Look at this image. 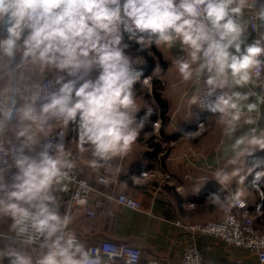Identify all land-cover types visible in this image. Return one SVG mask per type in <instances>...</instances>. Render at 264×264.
I'll return each mask as SVG.
<instances>
[{
	"label": "clouds",
	"instance_id": "clouds-1",
	"mask_svg": "<svg viewBox=\"0 0 264 264\" xmlns=\"http://www.w3.org/2000/svg\"><path fill=\"white\" fill-rule=\"evenodd\" d=\"M257 4L0 0V227L9 230L0 233L7 241L0 264H138L136 250L87 246L70 229L72 217L61 212L58 195L75 180L76 162L64 131L69 125L94 170L111 169L112 161L126 157L143 128L134 89L142 72L133 67L141 58L126 54L132 43L141 50L179 45L182 55L174 65L182 80L195 86L190 106L215 114L231 140L222 166L211 172L220 192L208 199L222 208L244 207L249 188L264 185V170L255 171L264 160L250 166L246 161L256 149L264 150V128L256 127L253 115L264 104V95L253 90L264 86V31L247 42L250 29H264V5ZM254 8L259 24L250 26L245 14ZM242 123L251 127L236 135ZM57 126L62 130L53 134ZM87 191L80 181L74 199L85 203L81 192Z\"/></svg>",
	"mask_w": 264,
	"mask_h": 264
},
{
	"label": "crops",
	"instance_id": "crops-1",
	"mask_svg": "<svg viewBox=\"0 0 264 264\" xmlns=\"http://www.w3.org/2000/svg\"><path fill=\"white\" fill-rule=\"evenodd\" d=\"M248 13L245 18L249 21ZM259 31L264 29L256 32L250 29L247 42L256 39ZM144 50V54H137L134 48L126 49V54L134 60L141 58L133 67L142 72L134 89L138 103L142 102L137 120H144V125L131 152L112 161L111 169L94 170L89 165L90 154L79 151L74 125L66 130V148L77 154L80 173L103 192L93 195V201L100 199L103 203L96 215L89 217L81 210L75 211L71 227L86 244L109 238L134 245L141 250L143 261L157 258L162 264H180L185 247L192 242L203 250L207 264H258L255 252L191 230L195 223L218 220L225 214L226 207L208 198L220 192L221 186L211 172L222 166L218 164L224 162L225 148L231 140L224 135L215 114L198 105L190 106L195 86L192 82H184L174 65V60L182 55L179 45L171 49L152 45ZM253 90L259 94L257 86H253ZM155 92L160 94L162 102ZM253 115L258 120L256 127L264 128V104ZM249 127L242 123L236 135ZM155 143L160 145L157 152ZM261 157L264 160V150L256 149L246 161L250 166ZM262 170L264 165L255 169ZM255 171L245 180L246 186H250ZM205 176L207 179L199 191H194L197 182ZM99 177H107L110 182L102 184ZM237 187L234 181L231 189L235 191ZM114 191L133 196L141 202L142 208L133 209L108 198L107 195ZM227 194V191L221 193L222 196ZM58 195L63 212L65 197ZM243 199L258 227L264 231V185L259 190L249 188ZM260 201L262 209L257 211L255 207ZM0 233H9L7 226L0 227ZM0 239L3 240L0 249H3L7 241Z\"/></svg>",
	"mask_w": 264,
	"mask_h": 264
},
{
	"label": "built area",
	"instance_id": "built-area-1",
	"mask_svg": "<svg viewBox=\"0 0 264 264\" xmlns=\"http://www.w3.org/2000/svg\"><path fill=\"white\" fill-rule=\"evenodd\" d=\"M259 5H264V0H259ZM249 13V22L251 25H257V20L255 19V8ZM2 34V30H0ZM262 76L264 79V68L261 69ZM260 95H264V86H257ZM62 129L59 128L53 131V134L58 133ZM65 137H66V130ZM66 139V138H65ZM72 153V158L75 160L78 158L77 154H74L71 150L67 149ZM73 175L75 177L74 182L69 186L68 191L60 193L61 196L65 197L63 200V212L67 211L71 217L75 211L81 210L84 215L93 217L96 215L97 209L101 208L103 203L100 199L93 201V195L98 193L103 194L99 189L96 188L87 178L82 176L79 171V166L76 164V168L73 170ZM101 177H99L100 180ZM80 181L87 183L89 191L87 193L81 192V196L85 198V203L81 204L78 200L74 199L77 191L79 190ZM114 194L107 195L108 198L116 200L118 203L133 208L141 209L142 205L133 196L122 193L113 192ZM244 207L239 204H230L225 208V214L222 218L218 220H210L206 222L195 223L191 226L193 232H200L204 234H210L216 236L223 240L224 242L243 247L251 252H255L258 256V264H262V257H264V231H262L257 222L253 219L249 206L246 201H244ZM262 201L256 205V210L262 209ZM70 229L76 232L72 227L71 223L69 225ZM78 237L83 241V237L76 232ZM84 242V241H83ZM85 243V242H84ZM86 244V243H85ZM89 247L101 248L103 249L106 245L112 246L113 250L117 252H122L125 249H133L140 253L138 264H162V262L157 258H150L146 261L142 260L141 250L131 244L126 242H121L117 240H112L109 238L95 239L89 244ZM209 250L210 248H206ZM180 264H207L206 257L202 249L198 248L194 243H189L181 256Z\"/></svg>",
	"mask_w": 264,
	"mask_h": 264
},
{
	"label": "trees",
	"instance_id": "trees-1",
	"mask_svg": "<svg viewBox=\"0 0 264 264\" xmlns=\"http://www.w3.org/2000/svg\"><path fill=\"white\" fill-rule=\"evenodd\" d=\"M125 41L127 42V38L125 39ZM131 48H134V49L136 50V53H137V54H144V52H145V50H141V49H140V46L137 45V44H135V43H132V44H131ZM155 96H156V98H157L160 102H162L161 97H160V94H159L158 92H155ZM162 113H163V112H162ZM173 137H175V136H173ZM154 147H155V148H154V149H155V152H157V151L160 149V145L157 144V143L154 144ZM258 160H262V157L259 158Z\"/></svg>",
	"mask_w": 264,
	"mask_h": 264
},
{
	"label": "rangeland",
	"instance_id": "rangeland-1",
	"mask_svg": "<svg viewBox=\"0 0 264 264\" xmlns=\"http://www.w3.org/2000/svg\"><path fill=\"white\" fill-rule=\"evenodd\" d=\"M0 241H3V240L0 239Z\"/></svg>",
	"mask_w": 264,
	"mask_h": 264
}]
</instances>
